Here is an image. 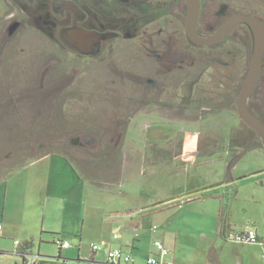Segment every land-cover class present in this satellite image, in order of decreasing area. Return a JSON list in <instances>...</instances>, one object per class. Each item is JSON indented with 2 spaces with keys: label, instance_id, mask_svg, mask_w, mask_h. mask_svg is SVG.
<instances>
[{
  "label": "flooded vegetation",
  "instance_id": "af4514ba",
  "mask_svg": "<svg viewBox=\"0 0 264 264\" xmlns=\"http://www.w3.org/2000/svg\"><path fill=\"white\" fill-rule=\"evenodd\" d=\"M200 1L202 36L240 12L264 21L221 0L217 15L223 20L215 26L212 16L207 18L213 0ZM187 21V0H0V137L25 132L34 154L58 145L56 133H75L70 142L78 138L77 146L96 149L104 159L120 147L139 112L189 124L212 116L217 112L212 82L209 91L202 83L212 55L231 54L238 31L251 37L253 52V33L242 23L222 41L200 44L189 36ZM260 79L249 107L264 121L251 107ZM238 94L229 101L237 103ZM87 116L109 122L90 123ZM150 126V132L164 130ZM37 133L54 136L43 139ZM152 141L165 153L174 148L166 146L174 142Z\"/></svg>",
  "mask_w": 264,
  "mask_h": 264
},
{
  "label": "crops",
  "instance_id": "0c3cea01",
  "mask_svg": "<svg viewBox=\"0 0 264 264\" xmlns=\"http://www.w3.org/2000/svg\"><path fill=\"white\" fill-rule=\"evenodd\" d=\"M187 159L184 168L179 167L177 161L165 159L146 165L152 175L176 171L185 177L183 186L175 194L156 196L150 205L139 208L150 209V212L141 214L142 217L168 211L161 218L166 220L160 222L162 227L157 239L170 249V253H160L158 264H264V153L259 151L253 166L240 174L235 171L241 160L232 165L230 172H218L213 181L200 175L191 177L192 169L195 174L201 167L211 170V158ZM86 183L89 182L72 161L66 155L56 153L41 155L22 166L18 174L13 173L2 180L0 193L3 194L4 205L0 208V224L3 225L0 231V264H3L5 256H12L18 264L17 257L22 256L17 251L16 240L21 246L30 242V252L34 255L37 245L38 256L47 257L48 250L42 244L62 239L70 242L68 238L72 237L79 243V258L90 259L89 264L100 263L98 255L107 256L111 249L120 247L131 252L136 248L143 223L135 219L137 208L126 207L121 218H117L121 224L113 227L115 234L110 231L111 238H101L103 247L94 242L92 246L97 245L98 249L91 247L90 255L83 253L86 231L105 229L107 222L114 223L112 218L104 215L102 207L87 206L89 185ZM207 186L212 187L194 193ZM89 208L99 210L103 218L89 213ZM98 218L102 223H96ZM231 229H254L258 241L230 240L227 232ZM71 246L70 242V246L60 249Z\"/></svg>",
  "mask_w": 264,
  "mask_h": 264
},
{
  "label": "rangeland",
  "instance_id": "374dc122",
  "mask_svg": "<svg viewBox=\"0 0 264 264\" xmlns=\"http://www.w3.org/2000/svg\"><path fill=\"white\" fill-rule=\"evenodd\" d=\"M220 1L213 0L212 6L208 8L207 12V18L211 15L212 25L215 26L223 20L217 15ZM229 2L232 3L230 6L233 10L253 11L264 19V0H229ZM231 41L232 53H215V56L213 54L212 56L215 58L212 60V66L203 74L202 83L209 91V82H212V98L217 103V112L212 116L189 124L187 122L181 123L171 117L139 112L132 121H129V128L122 137L120 147L112 154L113 156L105 154L104 159L103 157L100 158L96 149L77 146L78 138L75 139L76 141L70 142V138H73L75 133H56V143L60 142L58 145L52 148H38L34 154L30 148H27V133H3L1 134L3 136L0 137V182L13 173L18 174L22 164L41 157L49 151L66 155L71 159L79 173L89 182L86 183L89 185L86 197L87 206L102 207L104 215L107 214L109 218H112V222L114 221L111 223L112 225L107 222L105 229L103 227L95 231H86L87 237L85 243L82 244L83 253L90 255L94 242L102 248L101 238H111L110 231H114L113 227L117 228V225L121 224L117 221V218L122 216L121 212L126 207H133L138 210L135 219L142 222L143 225L140 230V241H136L138 246L131 251V256L135 264H149L148 259L152 253L156 257L160 254L155 242L158 240L162 227L160 222L166 220L161 218H164L168 211L142 217L141 214L150 212V209L141 210L139 208L150 205L149 203L156 196L175 194L179 187L183 186L185 177L176 171L152 175L149 171L150 168L146 165L165 159L177 161L179 167L184 168L187 158H198L199 160L211 158V170L207 171V168L201 167L198 174H195V170L192 169L191 177L200 175L213 181L218 172H230L233 163L241 160L235 171L240 174L244 169L253 166L254 161H257L259 151L264 153V147L258 133L243 122L237 112L236 103L229 101L230 98L228 97L233 92L239 93L243 80L249 71L253 53L251 37L238 31ZM242 47H248V52ZM251 107L264 117V68ZM63 120H66V117L58 118V121L70 124V122ZM86 120L90 123L104 125L109 122L107 117L87 116ZM151 124L155 127L163 126L166 131L162 129L157 132H150L151 129L147 126ZM182 129L185 131H181ZM35 135L43 136V139L54 136V134L45 133ZM43 139L40 138V142L44 141ZM152 140L174 142L173 145L166 143L168 148H172V146L174 148L165 153V150L156 149L154 144H151ZM6 153L10 154L8 159L5 157ZM177 154L180 156H176ZM244 154L247 156L245 157ZM28 157L30 158L28 159ZM152 157L153 159H151ZM243 157H245L244 160H242ZM19 160L22 164L19 163ZM0 197L1 208L4 205L3 194L0 193ZM89 213L103 218L99 210L89 208ZM101 218H98L96 223H102ZM87 226L90 227L91 224L88 222ZM154 227L156 230H153ZM68 239L72 243L68 249H60L62 246L57 241L42 244L43 248L48 250L47 257L38 256L39 247L37 248L36 245L34 253L38 256V261L47 260L51 262L50 264H89L90 259L88 258L78 260L79 243L74 242L72 237ZM62 240L64 241V239ZM16 246L21 247L20 242ZM59 255L61 257H58ZM98 259H100L98 260L100 263L108 262V255L100 253ZM16 261L18 264L23 263L22 257H17ZM3 264H15V261L12 256L11 258L5 256ZM180 264L183 263L180 262Z\"/></svg>",
  "mask_w": 264,
  "mask_h": 264
},
{
  "label": "water",
  "instance_id": "95a60500",
  "mask_svg": "<svg viewBox=\"0 0 264 264\" xmlns=\"http://www.w3.org/2000/svg\"><path fill=\"white\" fill-rule=\"evenodd\" d=\"M188 1L187 30L191 39L200 44H215L230 35L240 24H247L253 33V53L249 71L245 76L237 97V112L239 117L253 130H255L264 147V121L258 117L249 107V101L254 93L256 85L264 67V21L258 16L247 12H240L224 21L218 29L209 36L198 33L197 25L201 10L200 0ZM86 34H84L85 36ZM212 186L196 190L202 192ZM193 193V192H191ZM189 193V194H191Z\"/></svg>",
  "mask_w": 264,
  "mask_h": 264
},
{
  "label": "built area",
  "instance_id": "2783aa9c",
  "mask_svg": "<svg viewBox=\"0 0 264 264\" xmlns=\"http://www.w3.org/2000/svg\"><path fill=\"white\" fill-rule=\"evenodd\" d=\"M3 229V225L0 224V231ZM227 238L230 240H236L240 242H256L258 241V235L257 232L254 229H249V230H233L231 229L230 231L227 232ZM57 243L60 244L62 247H68L70 246V242L68 241H62V240H57ZM15 244H19V241L16 240ZM155 246L157 250L163 254H169L170 250L161 242L160 240H157L155 242ZM19 247V246H18ZM17 247V251H18ZM94 250L98 249L97 245L92 246ZM19 253V252H18ZM22 264H37L38 263V256L34 254H24L22 255ZM108 261L114 262L116 264L122 263V264H129L130 262L133 261V258L131 256V253L129 251H126L120 247L111 249L108 252ZM149 264H158L159 263V258L156 257L155 255H152L148 259Z\"/></svg>",
  "mask_w": 264,
  "mask_h": 264
},
{
  "label": "trees",
  "instance_id": "16d2710c",
  "mask_svg": "<svg viewBox=\"0 0 264 264\" xmlns=\"http://www.w3.org/2000/svg\"><path fill=\"white\" fill-rule=\"evenodd\" d=\"M247 13H250V12H247ZM252 14V13H251ZM69 158V157H68ZM70 159V158H69ZM71 160V159H70ZM234 165V163H233ZM31 245H30V242H26L24 243L21 247L18 248V252L22 255L24 254H31ZM130 252V251H129ZM131 253V252H130ZM58 257H61V255H59ZM79 261L81 260L80 258L78 259ZM92 262H94L93 260H91ZM51 262L50 261H47V260H42V261H38L37 264H50ZM133 264V261L130 262L129 264ZM98 264H116L114 262H111V261H108V262H105V263H98ZM119 264H122V263H119Z\"/></svg>",
  "mask_w": 264,
  "mask_h": 264
}]
</instances>
